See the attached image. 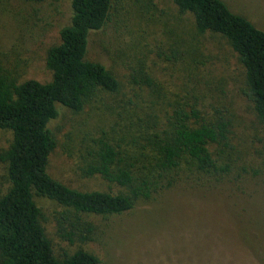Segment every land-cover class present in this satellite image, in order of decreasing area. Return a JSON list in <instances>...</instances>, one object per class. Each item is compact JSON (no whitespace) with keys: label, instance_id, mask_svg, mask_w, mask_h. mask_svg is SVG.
Here are the masks:
<instances>
[{"label":"rangeland","instance_id":"374dc122","mask_svg":"<svg viewBox=\"0 0 264 264\" xmlns=\"http://www.w3.org/2000/svg\"><path fill=\"white\" fill-rule=\"evenodd\" d=\"M223 1L234 13L264 30V0ZM70 4L71 0H1L0 71L17 82H49L46 52L59 42L60 29L70 23ZM86 60L102 64L119 87L116 93L96 90L80 112L58 107V117L48 124L57 144L48 159L51 178L82 192L120 193L121 188L100 176L85 177L82 173L99 143L110 144L120 157L137 154L143 138L165 129L176 111L196 110L198 122L190 118L189 126L195 127L218 112L231 121L240 137H248L255 149L238 159L249 171L241 185L254 187L264 196V172L254 176L250 171L259 166L255 156L258 140L264 137V124L245 95L247 87L237 55L222 37L198 34L192 16L179 13L172 0H112L104 27L89 34ZM10 140L11 133L0 130V151ZM3 175L0 166L1 189L6 186ZM190 195L185 190L174 191L166 200L155 195L130 215L89 219L96 226L91 240L75 239L73 244L58 233L56 221L62 209L42 197L34 200L58 259L84 249L101 264H178V259L181 264H199L201 261L194 262L199 258L194 253L175 255L180 242H186L185 234L190 233L194 238L188 242L203 241L206 246L204 257L196 251L204 263L210 255L213 261L224 264L223 251L231 264H251L242 252V261L231 254L234 247L225 251L226 240L231 236L238 239L236 215H226L222 206L212 208L215 201ZM213 214L218 228L212 226ZM258 214L264 218V204ZM173 229H180L182 235L174 234ZM164 234H168L166 239Z\"/></svg>","mask_w":264,"mask_h":264},{"label":"trees","instance_id":"16d2710c","mask_svg":"<svg viewBox=\"0 0 264 264\" xmlns=\"http://www.w3.org/2000/svg\"><path fill=\"white\" fill-rule=\"evenodd\" d=\"M172 1L179 13L192 16L198 34L222 37L237 55L244 72L245 95L264 124V30L234 13L223 0ZM111 5L112 0H71L70 23L60 29L59 42L46 52L49 82H17L0 71V130L11 133L10 143L0 151L6 185L0 188V264H101L97 256L84 249L58 259L41 224L42 212L34 197L45 198L62 209L56 221L58 233L73 244L75 239L91 240L96 226L89 219L127 216L155 195L166 200L177 190L206 198L207 202L215 201L212 208L222 206L226 215L235 214L238 239L231 236L226 240L225 251L232 246L235 250L231 254L240 256L242 252L251 264H264V218L258 214L264 196L254 187L241 185L249 171L240 160L255 148L218 112L191 127L188 120L198 122L199 112L176 111L165 129L143 138L137 154L120 157L113 146L99 143L82 173L85 177L100 176L121 188L120 193L82 192L48 175V159L57 146L48 124L58 117V107L80 112L96 90H118L111 72L98 62L86 60L89 34L104 27ZM258 143L255 158L259 166L250 170L254 176L264 172V137ZM211 218L212 226L218 228L216 215ZM172 231L182 235L180 229ZM184 237L186 242L194 238L190 233ZM186 242H180L175 255L183 257L191 252L199 257L195 263L223 264L213 261L210 255L205 263L200 259V254L207 255L203 241ZM220 253L225 256L224 264H231L227 253ZM239 258L242 261L243 257Z\"/></svg>","mask_w":264,"mask_h":264}]
</instances>
